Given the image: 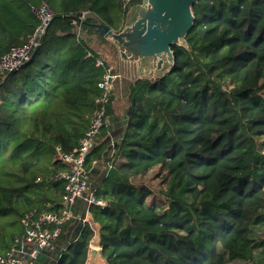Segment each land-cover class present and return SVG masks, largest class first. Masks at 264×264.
<instances>
[{
    "label": "trees",
    "instance_id": "1",
    "mask_svg": "<svg viewBox=\"0 0 264 264\" xmlns=\"http://www.w3.org/2000/svg\"><path fill=\"white\" fill-rule=\"evenodd\" d=\"M42 2L52 20L39 49L13 72H0V255L22 236L15 229L22 213L59 211L55 149L73 150L87 128L103 72L96 59L113 63L114 74L128 70L95 24L119 32L142 4L0 0V57L27 42L39 23L30 9ZM83 11L97 19L82 23L76 38L70 20ZM191 11V30L171 46L172 68L129 80L120 106L113 87L106 106L90 159L97 160L96 195L109 205L89 207L104 264L252 259L251 227L264 208V0H199ZM112 157V169L102 171ZM155 167L166 180L161 212L146 205L151 190L132 182ZM62 228L65 250L44 264H85L93 228L74 220Z\"/></svg>",
    "mask_w": 264,
    "mask_h": 264
},
{
    "label": "built area",
    "instance_id": "2",
    "mask_svg": "<svg viewBox=\"0 0 264 264\" xmlns=\"http://www.w3.org/2000/svg\"><path fill=\"white\" fill-rule=\"evenodd\" d=\"M124 1L125 6L130 2V0ZM30 10L39 23L34 27L26 43L0 57V72L2 73L13 72L30 61L35 48L40 46L41 39L51 23L52 12L46 3L42 2L31 7ZM90 19H97L92 11L79 12L71 18L70 21L75 26L76 38L84 35L81 25ZM90 56V53L86 52V57ZM95 65L101 67L103 72L101 80L97 83L99 92L87 116V128L73 150L64 151L60 146L55 149L54 160L58 168L53 175V180L59 181L62 187V195L58 203L59 211L47 212L31 209L22 213L20 222L24 234L20 238H14L9 250L0 255V264H44L47 258L57 260L61 252L65 250V246L58 242L62 234V226L74 220L80 224L88 223L94 230L93 223L90 221L89 207L105 208L109 205L108 200L96 195L97 189L91 180V174L97 160L90 159V156L96 138L105 126L106 106L112 96L114 82L121 76L114 74L112 66H106L103 59H96ZM112 166L113 157L102 162L101 170L109 171ZM79 201L82 205L76 206ZM93 239L88 245L89 248H97L101 251L102 246L99 241L94 243Z\"/></svg>",
    "mask_w": 264,
    "mask_h": 264
},
{
    "label": "water",
    "instance_id": "3",
    "mask_svg": "<svg viewBox=\"0 0 264 264\" xmlns=\"http://www.w3.org/2000/svg\"><path fill=\"white\" fill-rule=\"evenodd\" d=\"M199 0H142L135 6L133 22L121 31L114 32L105 24L96 23V30L106 39L111 38L120 49V57L126 62L145 61L148 76L161 75L174 64L172 45L181 46L184 36L191 30L194 18L191 11ZM39 46L35 48L30 60ZM101 252L89 248L85 264L98 260Z\"/></svg>",
    "mask_w": 264,
    "mask_h": 264
},
{
    "label": "rangeland",
    "instance_id": "4",
    "mask_svg": "<svg viewBox=\"0 0 264 264\" xmlns=\"http://www.w3.org/2000/svg\"><path fill=\"white\" fill-rule=\"evenodd\" d=\"M134 8V7H133ZM135 9V8H134ZM134 9L132 10V12L134 13ZM131 10H129L127 12V14L125 15V21L127 22V17L130 13H132ZM96 15V14H94ZM111 39V38H110ZM105 51H106V58L108 59V61L111 63L112 57L110 58V53L108 51V48L105 47ZM109 54V55H108ZM123 63V62H122ZM112 68L114 70V64L111 63ZM116 69V68H115ZM128 70L122 71L121 72L124 74L123 77L121 75V77H119L114 83V93L115 95H117V100L116 102H118L119 106L121 103V100L123 99V97L125 96L124 94L127 91V87L129 84V80L135 79L134 76H132V69L128 68ZM117 71V70H116ZM126 78V79H125ZM120 119H118L116 122H120L122 123L124 121V118L122 117V115L119 117ZM116 124L117 123H113L112 128L115 130L116 128ZM112 129V130H113ZM111 130V131H112ZM110 131L111 134H113ZM117 161H121V159H117ZM100 179V176L97 178V181ZM165 173L164 171H162L161 169H158V167L153 168L152 170H150L149 173H147L146 175L137 177V178H132V182L136 185V186H146L147 188H149L151 190V194L150 196L147 198L146 200V205L148 207H151L153 205L158 207V211L161 212L163 211V209L166 206L165 202H164V197L162 195V190L165 189ZM96 182V181H95ZM14 226H11V229ZM16 230H21V232L24 234V229L22 227V224L20 222V220L18 221L17 225L15 226ZM22 234V235H23ZM1 250V249H0ZM103 264V263H102Z\"/></svg>",
    "mask_w": 264,
    "mask_h": 264
},
{
    "label": "crops",
    "instance_id": "5",
    "mask_svg": "<svg viewBox=\"0 0 264 264\" xmlns=\"http://www.w3.org/2000/svg\"><path fill=\"white\" fill-rule=\"evenodd\" d=\"M134 8L131 9V12ZM134 13H130L127 17V22L125 23V26H128L133 22V15ZM124 26V27H125ZM117 50H118V57H120V49L116 45ZM120 61L127 64L128 68L132 69V76L134 78H142V77H147L146 75L148 74V67L145 61H142L140 65L138 63H132V62H126L120 57ZM123 77V76H122ZM126 79V78H125ZM117 125V124H116ZM82 205V203L79 201L77 202L76 206ZM258 220L255 225L251 227V240L253 241V246H254V252L252 259L250 261H238V260H232L229 261L228 264H264V208L259 211L258 213ZM90 221L93 223V227L95 230V236L93 239L94 243H97L99 241V224L97 222H94L92 217L90 218ZM102 259V258H101ZM103 261V259H102ZM104 264V261L102 262Z\"/></svg>",
    "mask_w": 264,
    "mask_h": 264
},
{
    "label": "bare ground",
    "instance_id": "6",
    "mask_svg": "<svg viewBox=\"0 0 264 264\" xmlns=\"http://www.w3.org/2000/svg\"><path fill=\"white\" fill-rule=\"evenodd\" d=\"M87 264H101V262H99V261L96 259V260H90L89 262H87Z\"/></svg>",
    "mask_w": 264,
    "mask_h": 264
}]
</instances>
